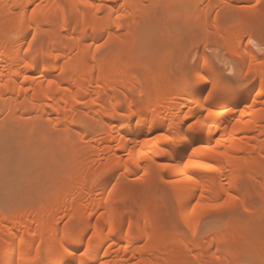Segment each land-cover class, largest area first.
<instances>
[{"label": "bare ground", "instance_id": "1", "mask_svg": "<svg viewBox=\"0 0 264 264\" xmlns=\"http://www.w3.org/2000/svg\"><path fill=\"white\" fill-rule=\"evenodd\" d=\"M259 3L0 0V264H264Z\"/></svg>", "mask_w": 264, "mask_h": 264}, {"label": "rangeland", "instance_id": "2", "mask_svg": "<svg viewBox=\"0 0 264 264\" xmlns=\"http://www.w3.org/2000/svg\"><path fill=\"white\" fill-rule=\"evenodd\" d=\"M255 8H256V11H255V12H256V14H257L258 26H255V27H257V28H254V27H252V28H254L255 30H256V29L259 30V28H260V31H263V32H264V3H259V4H257V5L255 4V5H254V10H255ZM215 14H216V12L213 11L212 16L215 17ZM222 23H223V24H221V25H222V27L224 26V28H225V27L232 26V25L234 24V23H231V24L229 25V24H225L224 22H222ZM227 25H228V26H227ZM177 27H178V26H175V27L172 26V27H171V31L173 30L174 32L179 33V34H181V32L184 33L185 31L188 33V31H187L186 29H184V31H183L181 28H180L181 30H180V29L178 30ZM179 27H180V26H179ZM179 27H178V28H179ZM169 28H170V27H169ZM176 29H177V30H176ZM225 29H226V28H225ZM186 32H185V33H186ZM263 32H261V34H262V35H261V34H259L260 32L258 31V34H257V35H259V37H261V36H263ZM191 33H192V32H191ZM191 33H190V31H189V34H185V36H184L185 41H184V43H182L181 47L183 46V47H182L183 49H186V48H187V49L189 50L190 54H196L197 52L200 53V51H201V52H203V51L205 52V50H207V49H206V42H205V39H204L201 35H199V38L195 39V38H194V33H192L193 35H192ZM254 33H257V30H256V32L254 31ZM107 35H108V34H104V35H102V38H103V39L101 38V41L106 40V36H107ZM181 35H182V34H181ZM183 35H184V34H183ZM183 35H182V36H183ZM189 35H190V39H188V38H189V37H188ZM254 35H255V34H254ZM245 36H246V38H249L248 34L245 35ZM255 36H256V35H255ZM116 37L118 38V35H116ZM116 37L114 36L113 38H116ZM185 37H186V38H185ZM187 37H188V38H187ZM257 37H258V36H257ZM107 38H108V36H107ZM246 38H245V40H246ZM257 40H258V42H259V39H257ZM257 40H256V37H255V39H253V42H256ZM170 41L173 42L172 40H169V42H170ZM245 42H246V41H245ZM245 42H244V44H245ZM258 42H257V43H258ZM244 44H243V45H244ZM258 44H259V43H258ZM263 44H264V43H263ZM260 45H261V46L255 45V50L258 51L259 48H262V47L264 46V45H262V44H260ZM107 47H108V46H107ZM107 47H106V48H107ZM182 48H181V49H182ZM256 48H257V49H256ZM107 49H108V48H107ZM204 49H205V50H204ZM105 50H106V49H105ZM224 50H225V49H224ZM224 50H223V52H222V50H221L222 55L220 54L221 52H220L219 50H217V52H218V54H220L221 56H223V55L225 54V53H224ZM207 51H209V50H207ZM207 51H206V52H207ZM179 52H180V51L176 50V54H177L176 57L179 55ZM219 52H220V53H219ZM225 52H226V50H225ZM180 54H182V52H180ZM220 55H219V56H220ZM210 56H211V55H210ZM221 56H220V57H221ZM211 58H212V57H211ZM222 58H223V57H221V58H219V59H218V58H212V59H214V60L216 61V63H215L214 61H212V62H214L215 64H220V65L223 66V63H224V62H220V61H222V60H220V59H222ZM212 59H211V60H212ZM223 67H225L226 70H230V69H229V63H228V65H225V63H224V66H223ZM230 67H231V69H232V66H230ZM226 70H225L226 75L228 74V76H230L231 73H229V71L226 72ZM230 72H233V70H230ZM231 75H232V74H231ZM9 141H10V143H11V140H7L6 142H2V143L0 142V153H1V154H0V157H1V158H0V163H1L0 165H3V164L6 162V161H3V159L6 160V157H7V156H8V157H7V160H8V158H9V155L7 154L8 152H5V147H6L5 144H7V146H8V145H9ZM47 143H49V142H47ZM47 143L45 142L46 145H47ZM45 144H43V145H44L43 147L46 146ZM3 145H4V147H3ZM49 145H50V144H49ZM40 146H41V145H40ZM41 147H42V146H41ZM4 154H5V155H4ZM38 154H39V153H38ZM1 155H2L4 158H2ZM36 156H37V154H36ZM38 156H39V155H38ZM30 157H31V156H30ZM34 158H36L35 155H34ZM1 161H2V162H1ZM16 164H17V163H16ZM16 164H15L14 166H17ZM7 166H8V165H6V167H7ZM4 167H5V166H4ZM11 168H12V167H11ZM42 168H43V169H42ZM13 169H15V168H13ZM47 169H48V171H47ZM41 170H43V171H41ZM53 170H55V168H53V167H51V166L48 167V168L41 167V168L38 169V171H39L38 174L40 175V177L38 176V179H39L41 182L43 181V182H42V185L46 184V185H44V186H45V189H47V184H48V188H50V187H51L50 184L56 179L55 176H54V177L52 176V175H54V174H53V173H54ZM6 171H8L6 174H8L9 176L12 174L11 169H10V170L7 169ZM9 171L11 172V174H9V173H10ZM15 171H16V170H15ZM51 171H52V172H51ZM49 172H50L52 175H51ZM47 173H48V174H47ZM14 174H16V173L14 172L12 176H14ZM42 174H43V175H42ZM16 175H18V174H16ZM16 175L14 176V179H12L11 176H10V177L6 176V178L8 177V178L6 179V180H7V183H9V181H10L9 184H11V183L13 184V182L17 181V180H18V176H16ZM45 175H46V178H44ZM42 176H43V177H42ZM50 177H52V178H54V179L52 180ZM9 178H11V179L8 180ZM41 178H42L43 180H42ZM16 179H17V180H16ZM139 179H141V178H139ZM139 179L136 178V179L134 180L135 182H133V183H135V184H133V183H132V184H133V185H141L142 183H145V180H144V179H141V180H139ZM14 180H15V181H14ZM44 180H45V181H44ZM137 180H138V181H137ZM115 181H116V180H115ZM115 181H113L114 183H113V182L111 183L112 185L110 184L111 186L109 185V189H110V190H111V188H112V189H115V187H117L116 185H118V184L115 185ZM136 181H137V182H136ZM116 183H117V181H116ZM137 183H138V184H137ZM113 187H114V188H113ZM43 189H44V187H42V190H43ZM45 189H44V190H45ZM50 189H51V188H50ZM43 192H44V191H43ZM43 192H40V193H39V194L41 195L40 197H43V196H44V195H43V194H44ZM46 192H47V193H46ZM50 192H51V191H50ZM154 192H155V189H154V191H153V194H155V196H156L157 199L159 200V204H160V205H163V202H162L163 197H162L161 195H159V194H161V193H160L161 191H160V190L158 191V189H157V193H154ZM45 193L48 194V193H49L48 190H46ZM148 193H149V192H147V193H143L145 196H144V195L140 196V198H138V199L141 200V201L138 202L139 200L137 199V204L142 203V201H144V200L146 199V195H147ZM158 193H159V194H158ZM150 194H151V193H150ZM37 197H39V196H37ZM141 197H142V198H141ZM143 197H144V198H143ZM260 197H261V196H256V197H255V199H254L255 203H256V202L259 203L258 201H260V199H261ZM174 204H175V203H174ZM226 204H227V203H225V204L223 203V204L217 205L218 207H217V206H215L214 208L212 207L213 209H216V210H214V211H213L212 208L210 209L212 212L210 211L211 213L209 212V214H207V216H208L207 218H208V219L210 218V219L208 220V223H209L210 221L213 220V218H214L213 216H215L216 214H217V215L215 216L216 220H217V216H218V215H219V219H220V218H221L220 216H222L223 218H225V217L228 216V215H229L230 217H232V216L234 217V216H235V213H236V214H238V215H236V219L240 217L238 220H240V219L243 220L244 218H246V217L248 218V216L251 215V213L248 212L247 210H245L242 206L239 207V204H237V203H235V205H236L237 207L234 205V203H228L229 205H226ZM231 204H232V206H233L235 209H238V210H235L233 207H232V209H230ZM8 205H9V204H8ZM131 205H132V204H131ZM131 205H130V204L127 205L128 207H126L125 210H129V208L131 207ZM222 205H224V206L222 207ZM129 206H130V207H129ZM175 206H176V204H175ZM228 206H230V207H228ZM219 207H220V209L218 210ZM223 209L226 210L225 212H228L229 210H232V211H230L231 213L229 212V214L227 215L225 212H221ZM233 209H234V210H233ZM101 210H102V209H99V211L95 212V213L92 215V217H91V220H92V221H95V220L98 218V216H99L98 214H100L99 212H102ZM217 210H218V212H215V211H217ZM224 210H223V211H224ZM219 211H220V212H219ZM233 211H236V212L233 213ZM238 211H239L240 213H239ZM243 211H244V212H243ZM246 211H247V212H246ZM259 211H260V210H259ZM262 211H264V210H262ZM164 212H165V213H168V211H164ZM214 212H215V214H214ZM212 213H213V214H212ZM220 213H222V215H221ZM249 213H250V214H249ZM257 213H258V212H256L255 215H254V213H253L252 216L255 217L256 219H260L259 221L262 220L261 222H264V220H263L264 217L261 219V217L264 216V215H262L263 212H262V214H260L261 216L258 215L259 218H258V216H257ZM260 213H261V212H260ZM223 214H224V215H223ZM231 214H232V215H231ZM240 214H241V215H240ZM246 214H248V215H246ZM258 214H259V213H258ZM61 215H63V214H61ZM64 215H65V214H64ZM66 215H67V214H66ZM210 215H211L212 217H211ZM242 215H243V216H242ZM242 217H243V218H242ZM253 217H252V218H253ZM164 218H166V220L168 221V222H167V223H168V228H172V227H176V226H178L180 229L185 230V229H184V228H185L184 223H183L178 217H176V218L174 217V218H173L172 215H171L170 213H168V214L164 215ZM207 218H206V220H207ZM223 218H222V219H223ZM226 218H227V217H226ZM226 218H225V219H226ZM249 218H251V216H249ZM249 218H248V219H249ZM203 219H205V215H204V218H203ZM219 219H218V220H219ZM222 219H221V221H222ZM225 219H224V220H225ZM230 219H231V218L228 217V218L226 219V221H227V220H230ZM206 220H204V221H205V224L207 223ZM224 220H223V221H224ZM244 220H247V219H244ZM214 221H215V220H213V223H214ZM221 221H220V222H221ZM68 222H70L69 219H68L67 217H64L59 223H60V225H62V224L64 225L65 223L67 224ZM217 222H218V221H217ZM257 222H258V221H257ZM201 224H202V225H205V224H203V222H202ZM121 244L125 245V244H126V241H122Z\"/></svg>", "mask_w": 264, "mask_h": 264}]
</instances>
